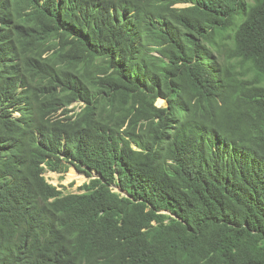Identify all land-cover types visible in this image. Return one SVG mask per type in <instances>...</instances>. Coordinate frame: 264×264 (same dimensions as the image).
Listing matches in <instances>:
<instances>
[{"label": "trees", "instance_id": "obj_1", "mask_svg": "<svg viewBox=\"0 0 264 264\" xmlns=\"http://www.w3.org/2000/svg\"><path fill=\"white\" fill-rule=\"evenodd\" d=\"M0 264H264V0H0Z\"/></svg>", "mask_w": 264, "mask_h": 264}, {"label": "rangeland", "instance_id": "obj_2", "mask_svg": "<svg viewBox=\"0 0 264 264\" xmlns=\"http://www.w3.org/2000/svg\"><path fill=\"white\" fill-rule=\"evenodd\" d=\"M158 106L163 107L164 103L159 101ZM77 108L78 107L75 109ZM45 178L50 185L58 188L59 191H62L64 194L79 193V189L91 181L87 175L78 172L74 167H71L68 172L63 175L47 172Z\"/></svg>", "mask_w": 264, "mask_h": 264}, {"label": "clouds", "instance_id": "obj_3", "mask_svg": "<svg viewBox=\"0 0 264 264\" xmlns=\"http://www.w3.org/2000/svg\"><path fill=\"white\" fill-rule=\"evenodd\" d=\"M162 102H163V101H162ZM77 105H78V104H74V105H72L70 109L76 108ZM157 105H158V104H157Z\"/></svg>", "mask_w": 264, "mask_h": 264}, {"label": "water", "instance_id": "obj_4", "mask_svg": "<svg viewBox=\"0 0 264 264\" xmlns=\"http://www.w3.org/2000/svg\"><path fill=\"white\" fill-rule=\"evenodd\" d=\"M118 192H120V189H118Z\"/></svg>", "mask_w": 264, "mask_h": 264}]
</instances>
